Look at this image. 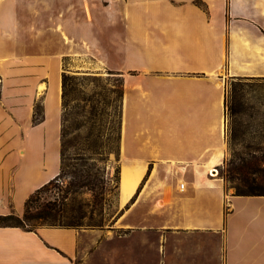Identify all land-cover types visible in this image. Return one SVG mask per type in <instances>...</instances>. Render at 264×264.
I'll use <instances>...</instances> for the list:
<instances>
[{
  "label": "crops",
  "instance_id": "crops-1",
  "mask_svg": "<svg viewBox=\"0 0 264 264\" xmlns=\"http://www.w3.org/2000/svg\"><path fill=\"white\" fill-rule=\"evenodd\" d=\"M67 56L126 76L120 156L145 177L120 239L4 227L0 264H264V197L208 172L227 153L226 79H264V0H0V216L59 174Z\"/></svg>",
  "mask_w": 264,
  "mask_h": 264
},
{
  "label": "trees",
  "instance_id": "trees-1",
  "mask_svg": "<svg viewBox=\"0 0 264 264\" xmlns=\"http://www.w3.org/2000/svg\"><path fill=\"white\" fill-rule=\"evenodd\" d=\"M245 80L233 81L242 84ZM122 88L123 84L117 91L122 103L118 107L121 111L117 117L115 138L109 145L103 140L101 129L98 130L99 135L94 138L96 128L94 124H90L92 120L103 116L104 111H99L98 106L93 105L86 115L87 121L79 122L78 117L86 112V106L71 105L77 93L76 78L64 73L62 76L63 115L59 174L28 198L22 216L15 213L0 216V228H20L29 232H35L41 227L76 229V219L86 217V210L90 203H93L94 207L101 206L102 212L111 183L107 177V162L111 153L116 154L117 157L120 155ZM229 112L231 121L228 139L232 153L225 165L219 168V177L236 190V196L264 197V122L258 127L248 123L243 118H253L251 108L240 103H233ZM43 121L44 107L43 104L38 103L34 109L33 124L36 126ZM83 131L85 136L82 137ZM119 173V168H117L114 182L118 181ZM85 195H91L92 201L86 200L84 203L78 201V198Z\"/></svg>",
  "mask_w": 264,
  "mask_h": 264
},
{
  "label": "rangeland",
  "instance_id": "rangeland-1",
  "mask_svg": "<svg viewBox=\"0 0 264 264\" xmlns=\"http://www.w3.org/2000/svg\"><path fill=\"white\" fill-rule=\"evenodd\" d=\"M90 17V16H89ZM101 18L104 20L105 16L102 15ZM103 23V22H102ZM104 24V23H103ZM104 25H102L103 27ZM110 48L108 51L110 52ZM105 47L102 44L100 47V55L105 54ZM87 55V54H82ZM68 59L65 60L64 57L62 62V76L65 74L76 78L77 93L71 103L72 106L84 107L86 106V112L78 117L79 122H86V115L91 110V106H98L99 111L103 110L104 115L98 117L91 121L90 124H94L96 130L94 132V138L99 135L98 130L101 129L102 137L104 141H107L109 145L113 142L115 138V127L117 123V117L119 115V106H121L122 99L120 100L117 91L121 89V84H123V98L125 94L126 87V76H123L120 72H111L108 70L105 64H100L98 62L89 63L88 61L84 63V58H77L74 56H67ZM86 60V59H85ZM93 60V59H92ZM95 61V60H94ZM114 73V74H111ZM264 79H246L239 84L238 81L227 80L225 82V89L227 95V117H226V157L222 164L225 165L227 160L231 157V148L228 139L229 125L231 121V116L229 108L233 103L243 104L245 107L251 108V113L253 114L252 119L244 117L254 127H258L259 124L264 122ZM89 100V101H88ZM38 103L43 104V101L38 98ZM35 105V107H36ZM34 107V109H35ZM63 107V104H62ZM123 112L124 105L122 108V129H123ZM63 115V114H62ZM122 133V132H121ZM82 137L85 136V132H82ZM122 135V134H121ZM130 165L129 161H124L123 156L111 153L109 161L107 162V177L111 181L109 185V192L104 201V206L101 212V206L94 207L93 203H90L89 208L86 210V217L76 219L75 225L76 229L80 231H99L103 234H107L109 237L115 239H120L123 235L121 231L117 229L121 225V216L124 212V205L121 200V170L123 165ZM35 165V162H33ZM119 168L118 181L114 182L116 169ZM219 170V169H218ZM214 177V176H212ZM217 177V176H216ZM226 190L229 194H235L236 190L229 186L225 181ZM142 184V183H141ZM141 186V185H140ZM139 189V188H138ZM138 191V190H137ZM136 195V194H135ZM134 195V196H135ZM148 199L152 197V193H148ZM133 196V197H134ZM133 199V198H132ZM92 201L91 195H85L84 197L78 198V201L84 203V201ZM131 201V200H130ZM129 201V202H130ZM147 205V204H146ZM145 214L151 211L150 207L144 208ZM139 213V212H138ZM137 212H134L131 216L133 217V222L136 225ZM71 220V218H68ZM102 225V226H101Z\"/></svg>",
  "mask_w": 264,
  "mask_h": 264
},
{
  "label": "bare ground",
  "instance_id": "bare-ground-1",
  "mask_svg": "<svg viewBox=\"0 0 264 264\" xmlns=\"http://www.w3.org/2000/svg\"><path fill=\"white\" fill-rule=\"evenodd\" d=\"M42 88L40 89V91L43 90ZM214 157L215 158L214 159L212 158L213 160L208 166V172L211 173L212 176L216 177L218 172L215 169L216 167L214 165H216V163L220 162L225 157V147H223L222 150H219ZM144 170H142L136 164L123 165L121 170V180H120V189H121L120 197L122 200L120 202L122 203V205L128 204L129 201L133 198V196L137 193V190L140 187L145 177ZM168 195L169 192L167 191L166 196ZM166 203L167 201H164L160 205L163 207Z\"/></svg>",
  "mask_w": 264,
  "mask_h": 264
},
{
  "label": "built area",
  "instance_id": "built-area-1",
  "mask_svg": "<svg viewBox=\"0 0 264 264\" xmlns=\"http://www.w3.org/2000/svg\"><path fill=\"white\" fill-rule=\"evenodd\" d=\"M217 170V172H218V174H217V176L219 177V170L218 169H216ZM209 177H211V178H215V177H212V174L211 173H209ZM184 188H185V185H180V189L181 190H184Z\"/></svg>",
  "mask_w": 264,
  "mask_h": 264
}]
</instances>
